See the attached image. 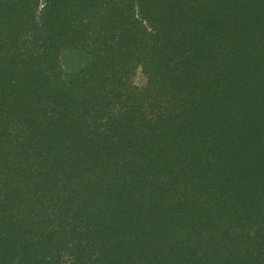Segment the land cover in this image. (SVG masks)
I'll return each instance as SVG.
<instances>
[{"label":"trees","instance_id":"obj_1","mask_svg":"<svg viewBox=\"0 0 264 264\" xmlns=\"http://www.w3.org/2000/svg\"><path fill=\"white\" fill-rule=\"evenodd\" d=\"M0 264H264V0H0Z\"/></svg>","mask_w":264,"mask_h":264},{"label":"rangeland","instance_id":"obj_2","mask_svg":"<svg viewBox=\"0 0 264 264\" xmlns=\"http://www.w3.org/2000/svg\"><path fill=\"white\" fill-rule=\"evenodd\" d=\"M61 58L63 67L68 73L79 68L84 61L83 56L79 52L73 50L64 51ZM134 80L139 86H144L147 82V77L141 70H138Z\"/></svg>","mask_w":264,"mask_h":264}]
</instances>
